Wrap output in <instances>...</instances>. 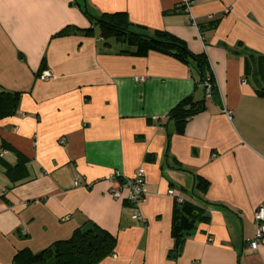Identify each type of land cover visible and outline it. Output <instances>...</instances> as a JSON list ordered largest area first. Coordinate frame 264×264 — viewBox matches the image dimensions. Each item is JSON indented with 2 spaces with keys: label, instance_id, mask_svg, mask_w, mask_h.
<instances>
[{
  "label": "crops",
  "instance_id": "crops-1",
  "mask_svg": "<svg viewBox=\"0 0 264 264\" xmlns=\"http://www.w3.org/2000/svg\"><path fill=\"white\" fill-rule=\"evenodd\" d=\"M181 2L86 0L85 11L82 0H0V90L19 93L0 119V264L91 224L116 239L97 264H264V236L248 245L264 204V0H193L189 11ZM112 12L204 54L211 96L173 56L131 55L103 39L89 15ZM189 95L205 108L178 133L167 114ZM138 168L144 221L132 218L127 188L111 194L114 171L127 178ZM197 175L208 181L199 194L207 204L194 195ZM178 197L209 220L170 256Z\"/></svg>",
  "mask_w": 264,
  "mask_h": 264
},
{
  "label": "trees",
  "instance_id": "trees-1",
  "mask_svg": "<svg viewBox=\"0 0 264 264\" xmlns=\"http://www.w3.org/2000/svg\"><path fill=\"white\" fill-rule=\"evenodd\" d=\"M103 39L113 38L118 43L126 44L129 49L122 50L131 55H146L149 51H157L173 56L187 64L195 72L197 83L202 85L206 78L213 81V74L204 54L191 52L185 41L178 36L165 31L156 30L147 34L144 26L130 27L124 12L102 13L98 16L89 15ZM93 28H85L90 32ZM203 87V86H202ZM204 89V87H203ZM264 95V87L258 89ZM19 93L0 90V119L12 115L16 108ZM205 108L204 99H195L192 95L179 101L167 114V118L174 124L175 131L183 132L186 122ZM169 139L166 147H168ZM21 165L9 166L6 174L15 177L14 169ZM194 195L206 203L199 194L206 191L208 181L202 176H194ZM204 207L187 200L181 202L175 199L171 215L170 233L174 238V247L170 256L178 255L184 236L190 233L196 223L209 220ZM115 236L96 224L76 228L70 237L52 242L38 252L23 248L15 253V264H97L110 255L115 246Z\"/></svg>",
  "mask_w": 264,
  "mask_h": 264
},
{
  "label": "built area",
  "instance_id": "built-area-1",
  "mask_svg": "<svg viewBox=\"0 0 264 264\" xmlns=\"http://www.w3.org/2000/svg\"><path fill=\"white\" fill-rule=\"evenodd\" d=\"M193 0H182L181 5L184 10L189 11L192 5ZM49 74L45 71L42 73V76L47 77ZM242 81H245L242 79ZM204 87V95L205 98H209L212 94L213 88L215 86L214 79L213 81L210 78H206L202 83ZM225 112H227L225 110ZM229 113V112H227ZM121 179L119 185L113 187L111 189V194L114 197H119L121 195V189L127 188V195L125 197L128 205L134 208L135 213L132 215V218L135 220L144 221L142 215L138 212L139 205L145 199V176L144 172L141 168L135 170L134 174L131 177H123L119 171H114L112 175H110V180ZM75 185H79L78 181L74 182ZM169 194L174 195L175 192L173 189L169 190ZM178 201H182L181 197L177 198ZM253 219L255 222V230L252 238L249 239L248 245L252 250H255L258 244L261 242L264 236V204L259 205L253 212Z\"/></svg>",
  "mask_w": 264,
  "mask_h": 264
},
{
  "label": "water",
  "instance_id": "water-1",
  "mask_svg": "<svg viewBox=\"0 0 264 264\" xmlns=\"http://www.w3.org/2000/svg\"><path fill=\"white\" fill-rule=\"evenodd\" d=\"M82 2H83V8H84V10L87 11L86 0H82Z\"/></svg>",
  "mask_w": 264,
  "mask_h": 264
}]
</instances>
